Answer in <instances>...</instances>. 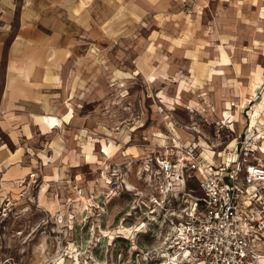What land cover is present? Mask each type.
<instances>
[{"label":"rangeland","instance_id":"obj_1","mask_svg":"<svg viewBox=\"0 0 264 264\" xmlns=\"http://www.w3.org/2000/svg\"><path fill=\"white\" fill-rule=\"evenodd\" d=\"M68 1L59 121L28 142L0 136V264H193L171 208L148 202L149 165L188 141L216 158L240 129L224 103L234 118L264 104V0Z\"/></svg>","mask_w":264,"mask_h":264},{"label":"built area","instance_id":"obj_2","mask_svg":"<svg viewBox=\"0 0 264 264\" xmlns=\"http://www.w3.org/2000/svg\"><path fill=\"white\" fill-rule=\"evenodd\" d=\"M248 120L216 158L189 143L172 145L174 152L149 165L148 202L171 208L167 217L177 219L169 222L177 253L193 264H264L257 251L264 243V118ZM189 180L197 185L196 195L185 191ZM179 203L181 208L174 207Z\"/></svg>","mask_w":264,"mask_h":264},{"label":"crops","instance_id":"obj_3","mask_svg":"<svg viewBox=\"0 0 264 264\" xmlns=\"http://www.w3.org/2000/svg\"><path fill=\"white\" fill-rule=\"evenodd\" d=\"M68 2L66 0L65 11L57 8L43 13L33 0H0V68L3 66L0 87V136H4L10 143L18 137L28 142L46 136L59 121L55 115L58 104L53 97L70 92L68 86L67 92L60 91L62 80L67 78L63 66L69 62L68 47L73 44L63 34L64 27L71 23L73 18L72 7L68 9V6L72 5ZM249 95L250 98L254 97L253 83ZM263 95L264 93L261 98ZM230 107L234 106L224 103L219 117L229 122L231 132L234 124L240 127V131L249 124L251 111L244 112V107L240 106V117L234 118V110ZM252 110L264 118V104L256 102ZM70 112L71 109L68 108L66 113ZM223 112L227 114L225 117ZM2 145L4 143L0 138V152L4 150Z\"/></svg>","mask_w":264,"mask_h":264},{"label":"bare ground","instance_id":"obj_4","mask_svg":"<svg viewBox=\"0 0 264 264\" xmlns=\"http://www.w3.org/2000/svg\"><path fill=\"white\" fill-rule=\"evenodd\" d=\"M241 107H242V106H241ZM256 114H258V112H256L255 110H251V112H250L251 117L256 116ZM225 116H226V114H225ZM228 116H229V115H228ZM228 116H227V117H228ZM164 262H165V261H164ZM164 262H163V263L161 262L160 264H166V263H164ZM167 264H168V263H167Z\"/></svg>","mask_w":264,"mask_h":264}]
</instances>
